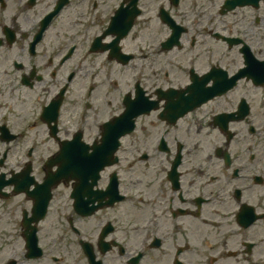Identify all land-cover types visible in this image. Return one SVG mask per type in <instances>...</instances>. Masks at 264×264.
I'll return each instance as SVG.
<instances>
[{
    "label": "flooded vegetation",
    "instance_id": "1",
    "mask_svg": "<svg viewBox=\"0 0 264 264\" xmlns=\"http://www.w3.org/2000/svg\"><path fill=\"white\" fill-rule=\"evenodd\" d=\"M0 264H264V0H0Z\"/></svg>",
    "mask_w": 264,
    "mask_h": 264
},
{
    "label": "water",
    "instance_id": "2",
    "mask_svg": "<svg viewBox=\"0 0 264 264\" xmlns=\"http://www.w3.org/2000/svg\"><path fill=\"white\" fill-rule=\"evenodd\" d=\"M116 150V148L111 149L110 153H113ZM107 162V159H100L98 162V167H102Z\"/></svg>",
    "mask_w": 264,
    "mask_h": 264
}]
</instances>
